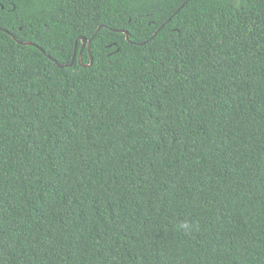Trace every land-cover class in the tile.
Here are the masks:
<instances>
[{"label":"trees","instance_id":"1","mask_svg":"<svg viewBox=\"0 0 264 264\" xmlns=\"http://www.w3.org/2000/svg\"><path fill=\"white\" fill-rule=\"evenodd\" d=\"M0 264H264V0H0Z\"/></svg>","mask_w":264,"mask_h":264},{"label":"water","instance_id":"2","mask_svg":"<svg viewBox=\"0 0 264 264\" xmlns=\"http://www.w3.org/2000/svg\"><path fill=\"white\" fill-rule=\"evenodd\" d=\"M182 6H183V5H182ZM182 6H181V7H182ZM162 26H163V25H162ZM96 31H98V29H97ZM158 31H159V29H158ZM158 31H157V32H158ZM119 32L125 34L126 40L129 41L128 33H127L125 30H120ZM157 32H156V33H157ZM156 33H155V34H156ZM155 34L152 36V38L155 36ZM11 37H12L17 43H21V42L18 41L14 36H11ZM80 41H81V50H82V48H83L85 45H87V49H88V51H89V49H90V41H91V40H87L86 38L81 37V38H80ZM21 44H23L24 46H35V47H36V45H34V44L31 43V42H24V43H21ZM140 45H141V44H140ZM81 50H80V52H81ZM47 57L50 58L49 56H47ZM50 59H51V58H50ZM73 61H74V57L72 58L71 63L69 64V66H72ZM89 65H91V62H90ZM57 66H58L59 68H62V67H63L62 65H58V64H57Z\"/></svg>","mask_w":264,"mask_h":264}]
</instances>
